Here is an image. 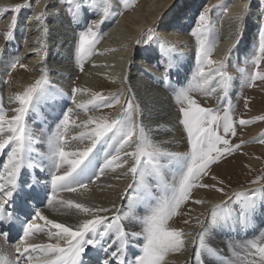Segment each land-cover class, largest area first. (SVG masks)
I'll return each mask as SVG.
<instances>
[{
    "label": "snow or ice",
    "instance_id": "6c2138e0",
    "mask_svg": "<svg viewBox=\"0 0 264 264\" xmlns=\"http://www.w3.org/2000/svg\"><path fill=\"white\" fill-rule=\"evenodd\" d=\"M29 2L30 0H26L24 4L2 8L0 11L19 13L21 9L29 6ZM71 2L72 0H69V3ZM93 6L98 7L96 0H93ZM124 6L130 7L131 5L126 3ZM217 6L213 5L212 8ZM109 7L105 0L101 21L89 25L78 33L79 41L75 50V61L81 71H83V61L93 53L98 42L100 24L110 14ZM79 8L80 5L77 4L75 10L69 9L74 20L79 15ZM212 8L206 9L200 14L198 27L192 32L197 44V71L193 76V81L186 87L174 91V99L180 105L179 123L186 133L188 151L170 152L153 143L146 135L143 124L136 122V117L140 115V106L135 104L132 99L124 101L115 118L89 116L85 121L79 123L72 119L73 110L68 109L57 124L56 130L47 138V151L44 158L51 163V167L54 169L51 172L52 194L48 197L49 206L61 212L74 209L87 218L72 226L49 219L42 212L36 211L30 221L22 222V235L15 247L16 264H21V262L22 264H83L82 257L89 249L104 247L105 239H112V236L115 239L107 247H104V251L110 252L115 247L116 251H111V257L116 259L117 264H127L125 249L129 235L143 237L141 254L135 257L134 264H164L168 253L179 252L184 248L183 229L171 227L169 220L178 215L181 206L192 198L194 188H214L218 192L224 191L222 187H216L215 184L202 182V177L209 175L211 165L240 148V144H231L227 138L229 135H236L237 123L244 126L255 120H264V116H258L252 120L241 118L237 121L233 118L230 103L223 105L221 112L219 106L217 108L201 106L190 94L199 91L210 96L219 90L220 99L223 100L228 97L231 87L233 77L225 70L227 54L221 61H214L210 58L217 39L210 18ZM46 10L47 6L35 17L41 25L44 24ZM224 10H227L226 7ZM245 14V10H242L235 17L238 22V33L241 28L239 22L244 20ZM16 24L17 16L13 15L4 34L5 40L12 38ZM46 31L45 29V33ZM147 31L150 34L153 30L148 29ZM258 36L259 47L251 61L257 69L261 61L264 60V24L261 25ZM153 39L155 37L148 35L147 40L138 39L136 43L137 45L142 42L148 43ZM165 44L166 42H161L162 50H165ZM167 50L174 51V47H169ZM36 51L39 53L41 49ZM230 51L231 49H229ZM19 60V56L15 57L10 67L15 68ZM205 65L209 66L207 70ZM20 67L26 68V65L20 64ZM239 71L245 72L244 69ZM40 72L41 76L34 83L14 94L13 100L18 104V107L13 109L14 115L6 118L2 103H0V152L10 149L7 152L8 160L4 164V174L0 175V181H2L0 182V223L5 220L11 223L14 220V212H8L7 207L18 191V178L21 170L39 166L31 159L35 141L26 117L39 103L46 91L45 86L49 84L46 66H42ZM167 79V74H165L164 80L167 81ZM257 80H264V72L252 71L246 75L245 82L248 87H253ZM213 84L216 87H212ZM86 92H88L87 89L74 87L71 95L75 107L85 112L89 108H111L113 105L121 103L122 92L120 90L107 96L101 92H92L89 100L77 102L76 94ZM70 127L83 130L69 137ZM261 136H264V133H261ZM84 141H87V144L80 147L79 142ZM258 142L264 144V139H260ZM73 144H77V146L73 148ZM103 145H107V147L104 148L103 159L99 163V175H103L108 169L123 168L128 164L129 159L131 160V166L127 168L125 175L131 174L133 182L126 186L120 196L121 200H129L128 212L122 213L123 205H113V208L89 206L74 200L60 199L57 196L59 191L76 192L88 189V185L82 180L87 179L90 174L96 175L95 172H92L97 163L96 150L98 146ZM132 145L135 147L132 148ZM128 148L131 150L126 151ZM165 159L168 161V165L176 169L173 183L161 184V194L152 197L151 186L147 179L153 176L162 179V169L168 166L161 162ZM212 179L216 180L217 177L212 176ZM262 179L264 176H257L250 183L257 184ZM218 183L223 184V181L220 180ZM129 191L137 192V197H129ZM250 191L251 197L248 192L237 191L232 194L229 201L213 205L210 224L197 219V224L202 227L193 240L196 245L194 256L196 264H202V257L205 255L216 259L218 264H264V240L258 242L254 239L238 247L229 244L230 256L223 258L205 241L207 230L218 224V210L222 206H226V203H231L233 198L239 201L238 208L234 210V213L228 214L225 223H227V219H231L234 226L242 228H246L250 224L256 211L255 193L264 191V188ZM138 200H144L149 205L146 214L142 216H137L134 212V206ZM194 202L204 203L203 200ZM261 207L264 208V204ZM101 213H111V216L101 215ZM125 219L137 222L141 226L140 231L127 232L122 223ZM37 220L43 221V224L37 223ZM184 223L187 224L189 221L185 220ZM101 226H103V231L100 230ZM45 228H47L49 240L55 238L56 242L36 243L30 240V237L44 232ZM260 236L264 238V232H261ZM0 264H4L2 257H0ZM105 264H111V261H106Z\"/></svg>",
    "mask_w": 264,
    "mask_h": 264
},
{
    "label": "bare ground",
    "instance_id": "6f19581e",
    "mask_svg": "<svg viewBox=\"0 0 264 264\" xmlns=\"http://www.w3.org/2000/svg\"><path fill=\"white\" fill-rule=\"evenodd\" d=\"M18 1L19 0H0V9L4 8L5 6H12L26 2V0H21L19 1L20 3ZM200 1L201 0H146L142 2V6L137 5L132 10L121 15L122 17L119 21H123L122 23L125 27L123 32H126V35H123L122 37L116 35V33H122V31L116 29L119 26L116 27L117 23L114 25V20L110 18L103 20V23L101 24L103 27L105 26V30L107 31L105 35L106 37L103 38V41L92 53L90 61L86 65L87 71L82 76V79L79 78L77 82L73 84V87L75 86L80 89L88 90L86 93L76 94L77 102H86L90 99L92 92H101L106 86L110 87L113 91L119 90V88L122 87L125 90V95L132 94L140 99V101H143L146 98H152L148 93L149 90L155 94L162 92L160 87L158 88V86L153 85H161L162 82L165 84L168 82L170 83L171 87L168 89L172 91L171 98L174 99V91L182 87H186L193 80L194 75L192 72L194 69L188 60L189 55L187 50L189 49L184 48L190 44L187 43V37L184 32L186 31V25L188 26V22H190V15L193 13L192 11H194L196 6L201 3ZM214 1L222 3L224 0H208V2L205 3V8L202 12H204L206 9H209L210 7L212 8L213 5H218L217 7L212 8L217 9L219 4H212ZM49 3L50 0H37V6L35 5L36 9L29 10L26 16L29 18L28 20H30L28 26H34L33 28L28 27L29 32L23 36L24 40L26 41L25 46L19 51L20 57H24L23 62L28 64V69H34V71H31V73L26 72L24 74H20L19 84H16L14 87L6 85L4 80H1L0 76V103H2L6 118H10L12 115H14L15 113L13 112V109L18 107V104H16L13 100L14 94L16 92L23 91L24 88L29 85L30 81H32L34 78H37V76L41 74L40 68L42 66H46L49 84L45 86L46 91L42 95L39 103L29 112L28 116L26 117V121L29 127L32 129L33 139L35 141L33 145L34 151L31 153V159L39 166L24 168L21 170L20 177L18 178V191L14 196L16 199L22 198L24 200L25 206L31 209L33 212H36L35 208H37L40 209V212H42L49 219H54L61 223L75 226L82 219L87 217H85V215L82 213L76 212L74 209L64 210L61 212L57 211L54 207L49 206L48 197L52 194L51 172L54 169L51 167V163L45 159L44 156L47 151L48 136L56 130L57 124H59L64 113L68 109L73 110L72 119H75L79 123L85 121L89 116L98 117L95 112H91L90 110L85 112L81 109H77L72 103L71 97H67L68 94L64 89L67 83L66 78L70 73L68 74L66 67L67 64H65V61L68 60V56H72L74 54H72V48L76 50V45L75 47L73 45L74 42H76V36L78 33L81 30H84L86 25H92L94 23L100 22L103 17V13L98 12L97 15L91 18V21L84 22V19L88 15L95 13L91 0H76L75 6H70L71 9L75 10L76 5H80L79 15L75 20L71 14L64 15L62 13H54L58 10L48 11L47 9L44 22L47 21L53 25H59L62 28L61 29L60 27L56 26L55 32L57 33L53 34L50 29L47 28V26L41 25L40 22L36 21L35 19L37 13L44 11L45 6ZM245 6L252 8L250 10V18L256 17V14H259L261 17L260 20L254 21L246 15L244 20L239 22L241 24V28L238 33V22L236 21L235 17L238 13L245 9ZM60 7L61 9L63 8L62 6ZM225 7L227 9L226 11L224 10ZM263 7L264 0H227L226 4L222 7L219 18L221 26L220 38L218 39L214 52L211 54L210 58L214 61H221L224 60L226 54L228 57L227 59H229V54L233 53L236 54V57L239 56L240 58L248 56L245 45L250 43L251 40L254 42V39H252L254 34L253 32H255L254 29L256 30L260 24L264 23V12L262 11V14H260V9ZM9 23V21L7 22L0 18L1 67H4L5 63L2 64V62L6 61L4 60L6 57H11L13 53L18 51L16 50V42L12 38L10 40H5L4 38V34L8 29ZM120 24L121 23H119V25ZM156 26L160 27V33L165 37V39H169L172 43L178 45V51L159 50V52L150 49L148 46H144L139 50L136 44V38L138 35V39H140L141 35L146 30L152 29ZM40 27L43 29L41 30ZM175 28L178 29L174 30ZM45 29L47 31L44 33V36L46 35L48 36V39L54 41L52 46H50L52 42L45 43L42 41V39H38L37 32L41 31L43 33L45 32ZM141 30L143 31L141 32L142 34L140 33ZM112 34L115 35L113 36ZM55 45H57L59 48H54ZM37 49H41V51L37 53ZM58 49L59 51H56ZM229 49H231L230 52ZM170 56L172 61L170 60ZM137 59L139 62H136ZM48 60H51L52 63H50ZM49 63L52 64V66L48 65ZM109 65H111V67H107ZM73 67L71 65L70 70ZM208 67L209 66L206 65L205 69L207 70ZM103 70H105V72L112 71V74L115 73L116 75H119L118 77L120 80L116 82L112 79L113 83H111L108 79L109 77L106 78L102 75L98 76L97 72ZM52 72L57 73L59 77H54ZM165 74H167L168 77L167 81L164 80ZM114 78L116 79V77ZM212 87H216V85L213 84ZM67 88L68 87L66 85V91L68 90ZM146 88H149V90L143 93L139 98L142 90ZM163 89L165 90L166 88ZM65 94H67V96H65ZM190 94L199 96L203 95L205 97H211L212 99H219V94L221 93H219V90H217L216 93L210 96H206L199 91H194ZM161 95L162 96L159 98H154L155 101H158L156 109H149L148 112H146L145 109L141 108L139 115L141 118H139L138 123L141 122L143 124L148 121L149 124L143 126L145 131L149 132L150 137L148 138H150L153 143L160 145V147L170 152H182V149L180 150V148L176 147V142L180 143V138H183L182 141H184L186 133L183 135L184 130L182 133H180V129H183V126L177 122L174 117V108L176 110L177 103L175 99L172 100L173 103H171V100L169 101L166 98V92H162ZM148 102L151 103L153 101L152 99H148ZM259 108L260 106H258L257 110L261 111L262 109L260 108V110ZM176 111L179 115L178 110ZM144 112H146L147 115H145ZM82 130L83 129L70 127L68 136L71 137ZM86 144L87 141L79 142L80 147H83ZM76 146L77 144L72 145L73 148ZM105 147H107V145L98 146L96 150L97 163L96 168L92 170V172H95L96 175L90 174L87 179L82 180L83 183L88 185V189H81L76 192L59 191L57 196L60 199L74 200L79 203H85L89 206L113 208V205H123L122 213L128 212L127 206L129 204V200H121L120 196L123 194L126 186L133 182L131 174L125 175L127 168L131 166V160L129 159L128 164L123 168H116L115 170L108 169L105 170L103 175H99L98 167L99 163L102 162ZM134 147L135 145H132V148ZM9 150L10 149H6L5 151L0 152V175L4 174V164L8 160L7 152ZM130 150L131 148L126 149V151ZM251 154H253V159L249 164H251L253 167V165H257L260 160L262 161L264 157V144L252 149ZM163 164L168 165V163ZM244 164L245 163H242V165ZM230 169H233V166L227 169H221V171L227 172ZM175 171L176 169L173 166L168 165L164 168V172H162V179H158L157 177L153 176L149 177L147 182L152 189L155 188V183H157L159 185L157 191L159 194H161V184H172ZM204 179L205 180L202 179V182L208 184V179ZM226 186L227 184L224 183L220 187L226 191ZM262 188H264V181L250 185L236 184L232 187V190L225 194L223 193L224 191L213 192L215 190L214 188H205V190L202 188L199 190L198 196L195 199L203 200L204 204L193 202L192 207L189 209L190 211L184 218L188 220L189 223H183L181 226L182 222H180L179 219L177 220L179 221V226L177 225L176 228L179 227L184 231L185 246L179 252L168 253L164 264H196L194 259L196 245H194L193 240L196 238V234L202 227V225L197 224V219L205 221L206 224H210L211 210L213 205L222 204L229 201V198L232 197L234 192H248L249 196L251 197L252 193L250 190ZM137 195L138 193L135 191H129L128 193V196L133 198L137 197ZM151 195L152 197L158 196L152 192ZM255 200L256 211L254 214V219H252L246 228L234 226L231 219H227V223H225V219L228 217V214L230 212L234 213V210L237 209L239 201L236 198H233L231 203H226V206H222L218 210V224L214 228H209L207 230L205 241L208 245L219 252L221 258L230 256L228 244L232 240L239 239L236 241L237 247L254 239L258 240V242L264 240V238L260 236V233L264 232V208L261 207V205L264 204V191H257L255 193ZM148 207V203H146L144 200H138L135 203L134 212L137 216H142L146 214ZM101 215L111 216V213H101ZM38 223L43 224V221L39 220ZM122 223L125 230L129 233L140 231L141 226L133 220L125 219L122 221ZM100 230L103 231V226H101ZM114 239V236H112V239L106 238L104 247H107L109 244H111ZM0 240L2 242V251H4L2 253V257H4V259L7 261L16 263L17 254L15 252V247L19 243V240L13 246L5 245L1 237ZM30 240L36 243L56 242L55 238L49 240L47 228H45L44 232L30 237ZM142 240L143 237H132L131 235L128 236L126 241L127 246L125 249V260L127 264H134L135 257L141 254L140 249L142 247ZM104 247L91 248L86 254H90L91 256L94 252H96L99 257L105 258V262L111 261V264H117L116 259L111 257V251H116V248L113 247L110 252L106 253L104 251ZM202 264H218V261L205 255L202 257Z\"/></svg>",
    "mask_w": 264,
    "mask_h": 264
},
{
    "label": "rangeland",
    "instance_id": "374dc122",
    "mask_svg": "<svg viewBox=\"0 0 264 264\" xmlns=\"http://www.w3.org/2000/svg\"><path fill=\"white\" fill-rule=\"evenodd\" d=\"M21 1V0H19ZM18 1V2H19ZM75 1L76 0H72L71 3H69V0H50V3L47 6L48 11H52V10H58L54 13H62L64 15H69V9L70 6H75ZM146 0H106V2L108 3L109 7V12L110 14L106 17V18H110L112 20H114V25L119 26L116 29H119L122 31V33H116V35H118L119 37H122L123 35H126V32H123L125 30V27L123 26V21H119L121 20V15H123L125 12L132 10L134 7H136L137 5H141L142 6V2H144ZM255 1V0H254ZM104 2L105 0H97L96 3H98V7L94 6L93 10L95 11L94 14H90L88 15L85 19L84 22H88L91 21V18L95 15H97L98 12L103 13L102 9L104 6ZM201 3L198 4V6H196V8L194 9V11H192V15H190V22H188V26L186 25V31L184 32V34L186 35L187 39V43L190 44L184 48H188V55L189 58L188 60L190 61V65L192 64L193 67V72L192 74L194 75L196 73V69H197V59H196V39L195 37L192 35V32L194 29H196L198 27V17L200 16L201 12L204 10L205 8V3L208 2V0H201ZM227 0L222 1V3H219L218 1H214L212 4L214 3H218L219 7L217 9H212L211 13H210V18L213 22V27H214V31H215V36H216V42L214 44V47L212 49L211 54L214 52L215 49V45L217 44L218 39L220 38V33H221V26H220V22H219V18H220V14L222 11V7L226 4ZM20 3V2H19ZM91 3H93V0H91ZM128 3L131 6L130 7H125L124 5ZM24 4V3H21ZM60 4V5H59ZM17 5V4H16ZM37 6V0H30L29 2V6L25 7L23 9H21V11L19 13H13L12 11H7V12H3L0 11V18H2V20L4 21H9L11 22V18L13 15H18L17 17V24L15 27V30L13 32V36L12 39L16 42V51L15 53L12 54L11 57H6L4 60H6L5 62H2V64H4V67L0 66V76H1V80L6 83V85L8 86H12L14 87L16 84H19V76L20 74H24V73H31V71L28 69V64L26 62H23V56L20 57V49H23L25 46L26 41L24 40L23 36L28 33V27L29 28H33V26H28V23L30 20H28L29 18H27V13L29 12V10L31 9H36ZM14 6V5H12ZM62 6L63 8L61 9ZM140 6V7H141ZM200 6V7H199ZM212 6V5H211ZM11 6H5L4 8H10ZM55 8V9H54ZM211 8V7H210ZM209 8V9H210ZM176 9V7H175ZM251 7H246L245 10V16L247 15L249 18L251 17ZM198 11V12H197ZM262 11L264 12V7L260 9V14H262ZM249 13V14H248ZM4 15V16H3ZM16 15V16H17ZM34 15V14H33ZM259 14H256V17L254 18H250L254 21L260 20ZM106 18H104L103 20H106ZM37 21V20H36ZM103 23V22H102ZM119 23H121L119 25ZM39 24V23H37ZM264 24V23H262ZM260 24L256 30L254 29L255 32H253V37L252 39H254V42H252L253 40L250 41V43H247L246 46V53L248 54V56L242 57L240 58L239 56L236 57V54H229V59H227L225 61V65H226V71L228 72L229 75H231L233 77L232 82H231V87L229 89V93H228V97L226 99L221 100L220 96L221 94H219V99L216 98H211V97H205L203 95L199 96V95H192L198 103L201 104V106L203 107H211V108H217L219 106V110L222 112L223 111V105H226L228 103L231 104L232 106V115L233 118L235 120H239L241 118L245 119V120H252L255 117L258 116H264V80H257L254 83L253 87H248L245 80H246V75L250 74L252 71L254 70H258L261 72H264V60L261 61L259 68L257 69L256 66L251 62L252 58L257 54V50L259 47V29L261 27ZM44 26H47L48 29H50V31L54 34H56L57 32H55L56 30V26L60 27L59 25H53L50 22H44L43 24ZM43 26V28H44ZM89 25H86L85 28H87ZM122 29H121V28ZM42 28V29H43ZM46 28V27H45ZM61 28V27H60ZM84 28V29H85ZM35 29V28H34ZM41 29V27H40ZM39 29V30H40ZM41 29V30H42ZM62 29V28H61ZM178 28H175L174 30H177ZM152 33H148V31L146 30L143 35H141L143 32L142 30L140 31V39L141 40H147L148 39V35H152L153 37H155V39L149 41L148 43H141L138 46L139 50L141 48H143L144 46H148L150 49L152 50H162L160 45L161 42H166L165 44V50H167L169 47H174V51H178L179 48L177 47L178 45L172 43L169 39H165V37L160 33V27H154L152 28ZM65 31V30H64ZM100 35L98 38V42L95 45V48L93 50V52L96 50V48L99 46V44L103 41V38H105L106 36V30H105V26L103 27L102 24H100ZM40 32V33H39ZM37 32V36L38 39H42L43 42H52V44H50V46L53 45L54 41L48 39V36H44L45 32H41L39 31ZM16 35V36H15ZM113 36L115 34H112ZM252 35V34H251ZM36 36V39H37ZM53 37V36H52ZM139 37V35H138ZM138 37L136 38L138 40ZM118 38V37H117ZM175 39V38H172ZM136 40V41H137ZM78 41H79V36H76V42H74V47L76 45H78ZM252 42V43H251ZM137 44V43H136ZM135 46V43H134ZM75 47V49H76ZM18 48V49H17ZM54 48H59L57 45L54 46ZM56 51H59L56 50ZM160 52V51H159ZM74 53V54H73ZM72 56H68V60L65 61V64H67V70H68V74L69 76L66 78L67 79V91H66V85H65V92L68 94H65V96L67 97H71L72 95V89L75 87H73V84H75L77 82V80L79 78L82 79V76L84 75V73L87 71V63L90 61L91 55L88 56L84 61H83V71H81L80 67L76 64L75 61V50L72 48ZM19 56L20 60L17 62V66L15 68H11L10 65L11 63L14 62V58ZM232 57V58H231ZM228 58V57H227ZM170 60L172 61V58L170 56ZM49 61V60H48ZM50 63H52V61H49ZM136 62H139L138 59L136 60ZM196 62V63H195ZM48 64L51 65L52 64ZM20 64L26 65V68H21ZM71 70H70V67ZM194 65V66H193ZM107 67H111V65L107 66ZM206 68V65H205ZM53 69V67H52ZM240 69H244L245 72L241 73L239 70ZM70 70V72H69ZM112 72V71H111ZM105 70L103 71H99L97 72L98 76L102 75L106 78H108L110 80L111 83L112 79L115 80L116 82H118L120 80V78L118 77L119 75H116L115 73H111ZM101 73V74H100ZM52 74L54 75V77H59L57 73L52 72ZM106 74V75H105ZM116 75V76H115ZM41 76V74H39L37 76V78H34L32 81L29 82V85L34 83L39 77ZM116 77V79L114 78ZM193 81V80H192ZM10 85H9V84ZM152 85V84H151ZM158 86V88H161L162 92H166V98L171 102L172 99L171 98V90L168 89L169 87H171L170 83H161V85L158 84H153ZM163 85V86H162ZM78 88V87H75ZM163 88H166L165 90ZM119 90L122 92V95L120 97L121 103L119 104H115L113 105V107L111 108H104V107H98V108H89V110L91 112H95V114L98 117H106V118H115V116L120 112L121 107L124 103V101L126 99H132L133 102L135 104H139L140 106V111L141 108L145 109L146 112H148V110H153L157 108L158 105V101H155V97H161L162 92L159 93H153L149 90V88H146L144 90H142L141 95L139 96V98L142 96L143 93L147 92L149 90V94L151 95L152 98H146L143 101H140V99H138L136 96L134 95H125V90L121 87L119 88ZM118 90H111L110 87L106 86L104 87V89L101 91V93H103L104 95H109L110 93L116 92ZM62 92V91H61ZM220 93V91H219ZM146 95V94H145ZM147 96V95H146ZM203 96V97H202ZM91 98V97H90ZM148 99H152L153 102H148ZM216 100V101H215ZM262 102V103H261ZM142 104V105H141ZM174 105V104H172ZM247 105V106H245ZM258 106H260L261 111H258ZM175 107V106H174ZM180 105L177 104L176 106V110H178L179 115L177 114V111L174 108V113H175V120L177 122H179L178 120H180L181 114L179 112V108ZM99 111V112H98ZM97 112V113H96ZM146 112H144L145 115ZM138 118V120H137ZM139 115L136 117V122H139ZM152 118V117H151ZM149 118V119H151ZM177 118V119H176ZM142 120V119H141ZM147 121V120H146ZM141 123V122H140ZM149 124L148 121L143 123V125ZM183 129H180V133H182ZM148 137L149 136V132L145 131ZM161 133V132H160ZM261 133H264V120H255L253 123L244 125V126H240L238 123L236 125V135L232 136L229 135L227 138L230 140L231 144H240V148L237 149L236 151H234L231 155L223 157L219 162L213 164L210 166V170H209V175L206 177H202L203 180H205L204 178L208 179V184H214L217 185V187L222 186L224 183L227 184L226 186V191H224L223 193H227L230 190H232V187L236 184L239 185H250L253 183H250V181H252L253 179H255L257 176H264V157L262 159V161L260 160L257 165H252L249 164L252 162L253 159V154H251L252 149L259 147L261 145H263L262 143H259L258 141L260 139H264V136H261ZM157 134V133H156ZM185 135V132L184 134ZM150 139V138H149ZM183 138H180L179 140L181 141L176 142L177 143V148H180V150L182 149V152H186L188 151V145H187V138L184 137V141H182ZM176 140V141H179ZM152 141V140H151ZM241 141H243V143H241ZM156 144V143H155ZM252 147V148H251ZM259 155V153H258ZM263 156V155H262ZM162 163H168V161L162 160ZM261 162V163H260ZM242 163H245L244 165H242ZM248 163V165H247ZM233 166V169L228 170L227 172L225 171H221V169H227L229 167ZM216 171V172H215ZM162 172H164V168L162 169ZM226 174V175H225ZM223 177H222V176ZM212 176L217 177L216 180L212 179ZM222 180L223 184L218 183V181ZM210 181V182H209ZM264 181V179H262L260 182ZM214 182V183H213ZM155 188L152 189L151 188V192L155 195H160L157 191V189L159 188V185L157 183H155ZM202 188H194L192 190V198L187 201L185 204H183L179 210V214L172 217L171 220H169V225L171 227L176 228L179 221H177L178 219L180 220L181 226L184 223V219L187 215V213L190 211L189 209L192 207V204L194 202V200H196L195 198L198 196V191L201 190ZM205 190V188H204ZM157 191V192H156ZM197 191V192H196ZM209 191V190H207ZM195 192V193H194ZM213 192H216V190H214ZM232 192V191H231ZM158 193V194H157ZM196 194V196H195ZM204 204V203H203ZM238 208V206H237ZM229 213V212H228ZM179 226V225H178ZM179 228V227H178ZM235 229V228H234ZM239 240V239H237ZM237 240H232L231 242H229V244H237ZM1 240H0V257H2V253L4 251H2V247H1ZM143 244V240L141 243V246ZM228 244V246H229ZM7 245V244H5ZM13 246V245H11ZM8 253V252H5ZM4 261V264H13L11 261H7L6 259H4V257H2Z\"/></svg>",
    "mask_w": 264,
    "mask_h": 264
}]
</instances>
